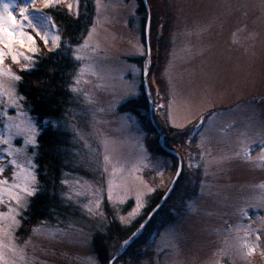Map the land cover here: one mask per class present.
<instances>
[{
    "label": "snow or ice",
    "instance_id": "6c2138e0",
    "mask_svg": "<svg viewBox=\"0 0 264 264\" xmlns=\"http://www.w3.org/2000/svg\"><path fill=\"white\" fill-rule=\"evenodd\" d=\"M41 7H37V3ZM67 4V15L78 21L82 15H87V4L82 0H0V264H48L41 261L35 250L38 243L34 237L49 241L53 244L81 245L89 243L94 239L91 234H85L83 228H77V221L70 214H65L61 209L79 210L83 215L97 223L105 220L102 208L105 193L107 200L115 207L116 204L125 202L129 195L135 196L136 208L129 213V217H120L121 223H127L129 219L136 217L144 207L142 197L145 191H155L147 187L142 181L130 184L124 178L125 169L117 167L113 163L110 147L117 143L108 135H104L99 144L103 146L104 154L102 163L95 159L99 149L94 150L89 143L95 140L99 131L86 132L82 122L96 125L110 123L98 113L116 114L117 108L137 97L139 92L136 85L125 82L122 91L117 93L115 81H123V69L117 68L116 61H108L107 57L99 55L103 50L97 42L98 25L100 24V13L104 8L101 0H95L96 19L86 35L81 40L73 41L63 21L54 15L62 5ZM151 10L146 17V30L151 31ZM161 34L164 25L160 24ZM205 29H200L203 31ZM190 34V33H188ZM37 38L42 42V48L37 44ZM175 39V34H173ZM151 57L149 44L146 53ZM176 57V51L170 53ZM44 59H51L53 64L59 65L67 61L70 67L61 72V78L67 77L64 84L59 85L70 96L69 106L61 104L58 108H52L51 114L45 116L40 111V101L43 99L39 92L36 93L37 100L33 102L32 92H21V88H29L25 82V76L20 73L31 75L41 70ZM10 60L11 64L5 61ZM105 61H108L107 63ZM150 62V60H149ZM12 64L19 65L14 71ZM51 74L59 71V68L49 69ZM119 72V75L115 73ZM147 75V72H145ZM96 80H104V84H94ZM47 80H40L31 85L36 89H42L48 84ZM101 88L112 95L107 108L98 107V99L92 88ZM157 94H159L157 92ZM151 95V92H148ZM249 115L243 121L230 120L227 125L220 129L224 138L235 132V140H219L217 143H228V148L219 149L217 154L208 151L207 145L211 138L205 132L200 133L201 162L193 163L190 156L186 167L203 168L205 178L209 175V167L223 171L225 166L233 161H242L255 167L264 168V112L257 113L256 105L246 101ZM161 108L164 105H160ZM241 111V105L237 103L229 113L235 116ZM223 113L219 110H208L197 116L193 128H199L207 124V130L214 128L217 117ZM120 131L130 132L132 120L130 113L118 115ZM166 122L174 128L182 125L173 122L171 112L165 113ZM138 132V122H136ZM46 137L49 139L46 140ZM135 144L141 152V162L150 159L148 149L143 142V133L134 137ZM87 149V152L82 151ZM258 149V151H257ZM255 153V155H253ZM52 154L60 157L58 166L50 167L43 163L44 156ZM208 161L204 162V157ZM91 165L100 167L102 173L107 174L106 188L97 187L86 180L79 173L81 170L90 171ZM111 165V171L109 170ZM185 168L183 160L177 163V171L173 184L180 179ZM137 165H133L128 174L138 171ZM7 173V174H6ZM163 175L162 173H160ZM215 175V173H213ZM139 179V178H137ZM253 187L261 191L254 195V203L249 207L264 209V183ZM213 186L205 181L200 182L199 190L194 197L187 198L186 212L183 220L174 219L166 228L167 240L158 252L172 249L179 252L180 243L193 240L198 231L197 222L185 223L193 216H199V202L205 197L215 199L218 193L212 190ZM51 189V190H50ZM171 191V189H170ZM42 198L49 201H58L47 208L48 216L56 223H52L47 217L41 219L40 223L33 226L31 235L21 241L17 233L26 221H30L36 211H43L44 206L38 209L37 204ZM211 215V213H208ZM61 216H64L62 219ZM179 217V214H177ZM240 222L233 228L229 225L224 231L227 233L222 243L210 259L209 264H221L223 257L241 256L248 258L252 256L260 246L261 236L264 231L254 228L251 223L245 224L244 219L250 220L247 209H240ZM151 219V217H149ZM259 223L264 226V217H257ZM228 224L227 221L224 222ZM143 228V225H141ZM139 231V230H138ZM219 233V229L216 230ZM243 233V235H241ZM133 235H136L134 233ZM130 240H125L122 247H126ZM48 254V249H40ZM120 255L110 257L105 264H118ZM86 264H99L94 255L87 257Z\"/></svg>",
    "mask_w": 264,
    "mask_h": 264
},
{
    "label": "rangeland",
    "instance_id": "374dc122",
    "mask_svg": "<svg viewBox=\"0 0 264 264\" xmlns=\"http://www.w3.org/2000/svg\"><path fill=\"white\" fill-rule=\"evenodd\" d=\"M170 1L174 10L170 47L162 64L156 67L157 76L165 81L169 96L163 110L164 115L171 112L173 122L182 125L179 128L182 129L189 125L193 126L200 113H206L210 109L222 112L223 115L217 117L213 129L206 131L207 124L195 128L199 129L198 145H200V133L205 132L212 141L207 145L208 151L217 154L219 149L228 148L227 142L217 143V141L222 139L234 141L236 136V133L232 132L228 138H224L220 129L230 120L243 121L250 114L246 101L256 105L258 114L264 112V0ZM67 2L70 3L72 0ZM92 3L94 4L93 24L96 19L95 0H92ZM101 3L104 8L100 13V24L97 26L99 34L96 40L103 51L99 55L107 57L108 61L115 60L117 68L123 69V81L119 79L115 81L117 93L123 90L125 82H131L136 85L140 95L142 84L149 90V83L154 79L153 75L149 74L153 62L152 49L150 58L143 54L148 48L142 31L141 16L136 11L137 0H101ZM65 5L67 6L66 3ZM41 6L38 2L37 7ZM200 29L205 30L200 31ZM173 50L176 51L175 58L170 54ZM5 63L11 64V61L6 60ZM19 67L12 64L14 71ZM115 74L119 75V72ZM93 83L104 84L106 81L93 78ZM85 88H92L98 99V107L107 108L108 102L112 99L108 91L93 88L92 85H85ZM237 103L241 105V111L233 116L229 110L234 109ZM124 113L130 112H122L118 107L116 114L98 113V116L107 119L110 123L99 124L95 128L91 123L82 122L86 132L99 131L97 138L89 141L94 150L99 149L95 159L102 163L104 149L99 141L104 135H108L117 141L110 147L113 163L125 169L123 175L130 184L134 185L142 181L155 191L158 189L160 191L166 189V193L169 189L172 191L175 185L172 181L175 179L179 156L176 162L171 155L152 152L148 138L156 134L148 132L137 115L130 113L132 117L129 121L132 125L130 132L120 131L117 114L122 116ZM150 118L154 120L152 101ZM136 122L143 133V142L150 157L142 162L140 159L142 154L134 140L135 136L141 134L136 130ZM82 151L88 150L82 149ZM193 161L194 164L201 162L200 159ZM207 161L208 157L205 156L204 162ZM133 165H137L139 170L129 175L128 172ZM109 170L111 171V165ZM79 174L97 187L106 188L107 174L102 173L97 165H91L90 171L81 170ZM203 181L212 185V190L218 193V196L215 199L205 197L201 200L199 216H193L188 223H185V229L192 222H197L198 230L202 229L198 231L194 241L181 242L178 253L170 248L158 252L167 240L165 233L169 223L155 238L152 249L148 251L149 255L128 257L125 264H209L216 250L223 246L222 241L227 235L224 229L229 225L235 228L240 222V209H247L251 217L250 220L244 219L245 224L251 223L254 228L264 231V226L257 219L258 216L264 217V209L248 206L255 202L252 197L261 191L253 186L264 183V168L237 160L226 165L223 171L214 166L209 167V175L207 178L203 175ZM155 191H145L142 197L144 207L140 213L122 224L129 226L139 219ZM102 208L105 215L102 224L91 220L76 209H73L70 215L77 221V228L82 227L85 234H91L93 237L94 233L101 230L109 220L111 215L108 214L107 217L108 211H111L119 221L120 217H129V213L136 208L135 196L129 195L124 203L113 207L105 193ZM166 209L168 213L174 211L171 206ZM157 210L153 212L151 218ZM184 217L179 216L177 219L183 220ZM225 221L228 224H225ZM217 229L220 230L219 233ZM30 235L31 233L23 237L21 233H17L21 241L26 240ZM33 239L38 243L35 255L48 264H86L89 255L96 256L92 248V239L83 245L53 244L36 237ZM41 248L48 249V254L42 252ZM122 248L120 247L114 255L119 254ZM221 264H264V236H261L260 246L252 256L223 257Z\"/></svg>",
    "mask_w": 264,
    "mask_h": 264
},
{
    "label": "trees",
    "instance_id": "16d2710c",
    "mask_svg": "<svg viewBox=\"0 0 264 264\" xmlns=\"http://www.w3.org/2000/svg\"><path fill=\"white\" fill-rule=\"evenodd\" d=\"M87 4V15H82L81 18L76 21L67 15V6L64 4L59 10L54 12V15L58 20L64 22L67 27L68 34L71 36L73 41L81 40L82 35H86V30L92 25L94 18V4L92 0H82L81 11L83 13V4ZM137 13L141 16V25L143 35L145 34L146 39V17L151 10V31L149 33L150 45L153 54L152 69L149 73L153 75L154 81L149 83V90L151 95L149 96L144 88L141 86L140 95L133 97L129 102L119 106V110L122 112H130L137 115L142 122L143 127L150 133H155L154 137L148 138V145L152 152L156 154L171 155L177 162L178 155L167 151L161 144V137L164 138V144L167 148L174 150L179 154V159L183 160L185 164L184 171L180 179L176 180V183L171 191L170 195L161 204V207L152 216L151 220L141 225L146 220L148 215L154 210V208L160 203L166 189L157 190L152 193L149 198L148 205L142 214V216L133 222L132 225L125 226L118 219L111 214V211L107 212L109 220L105 223L104 227L95 232L92 239V248L95 252L99 264H105V262L115 253L122 248L123 242L129 240L134 233H138L134 239L126 246L123 247L119 253V263L125 264L128 257H134L137 255L145 254L149 255L150 249L154 244L155 238L159 235L161 229L171 223L174 219H177L179 214L180 217L185 216L186 204L188 203L187 198L194 197V194L199 190V184L203 181V168L188 169L186 167L191 156L193 160H199V154L201 152L198 147V134L199 129L193 128V126H187L182 129L172 127L166 122L164 115V107L166 101H168V91L165 81L162 78H158L156 67L160 66L165 59L166 53L170 47V35L174 24V10L170 0H137ZM160 24L164 25L163 33L161 34ZM38 45L43 50L42 42L38 39ZM16 67V66H15ZM70 67L68 62L65 60L59 65L53 64L51 59H44L41 64V70L31 75L26 73H20L25 76V82L30 85L29 88H21V92H32L33 95L31 100L35 102L37 100L36 93L43 98L40 101V111L42 115L51 114L52 108H58L61 104L69 106L70 96L66 93L59 85L64 84L67 77L61 78V72L65 68ZM59 68L55 74H51L48 70ZM19 68H17L18 70ZM49 81L48 84L43 85L42 89L38 90L35 87H31L38 83L40 80ZM157 92L159 94H157ZM151 101L153 105V118H150ZM160 105H164L163 108ZM49 139L46 137V140ZM61 160L59 156H53L47 154L44 156L43 163L52 166H58ZM194 163V161H193ZM51 190V189H50ZM174 196V197H173ZM58 201H49L46 198H42L37 204L39 209L41 205L44 206L43 211H36L33 213L30 221H26L18 233H21L23 237L28 236L31 233L33 226L40 223L41 219L48 218L51 222H55L52 217L48 216L47 208ZM171 206V211L168 213L167 209ZM65 214H70L68 209H61ZM64 217V216H61ZM161 217V218H160ZM140 232H139V231Z\"/></svg>",
    "mask_w": 264,
    "mask_h": 264
},
{
    "label": "water",
    "instance_id": "95a60500",
    "mask_svg": "<svg viewBox=\"0 0 264 264\" xmlns=\"http://www.w3.org/2000/svg\"><path fill=\"white\" fill-rule=\"evenodd\" d=\"M146 42H147V48H148V47H149V32H148L147 30H146ZM147 93H148V92H147ZM160 141H161V144L164 146V148H165L167 151H169V152H171V153H174V154L178 155L175 151H173V150H171V149H169V148H167V147L165 146L163 137H161ZM180 161H181V160H180ZM169 193H170V189H169V190L167 191V193L164 195V197L162 198V200L160 201V203H159V204L154 208V210L148 215L147 219L143 222L142 225H144V224L148 221L149 217L153 214V212L156 211V210L159 208V206H161V204H162V203L165 201V199L168 197ZM134 236H135V235H132V237L130 238V242H131V240L134 238Z\"/></svg>",
    "mask_w": 264,
    "mask_h": 264
}]
</instances>
